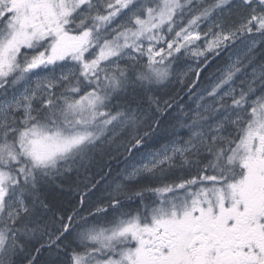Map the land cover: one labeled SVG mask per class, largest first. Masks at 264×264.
I'll list each match as a JSON object with an SVG mask.
<instances>
[{"label": "snow or ice", "instance_id": "1", "mask_svg": "<svg viewBox=\"0 0 264 264\" xmlns=\"http://www.w3.org/2000/svg\"><path fill=\"white\" fill-rule=\"evenodd\" d=\"M0 264H264V0H0Z\"/></svg>", "mask_w": 264, "mask_h": 264}]
</instances>
